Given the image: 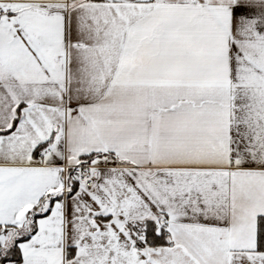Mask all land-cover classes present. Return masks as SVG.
Listing matches in <instances>:
<instances>
[{
	"label": "snow or ice",
	"instance_id": "6c2138e0",
	"mask_svg": "<svg viewBox=\"0 0 264 264\" xmlns=\"http://www.w3.org/2000/svg\"><path fill=\"white\" fill-rule=\"evenodd\" d=\"M0 264H264V0H0Z\"/></svg>",
	"mask_w": 264,
	"mask_h": 264
}]
</instances>
